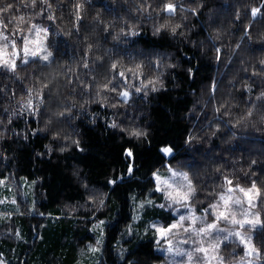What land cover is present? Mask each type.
Segmentation results:
<instances>
[{"label": "trees", "instance_id": "16d2710c", "mask_svg": "<svg viewBox=\"0 0 264 264\" xmlns=\"http://www.w3.org/2000/svg\"><path fill=\"white\" fill-rule=\"evenodd\" d=\"M48 3L51 8L40 0L35 7L30 0L0 4L12 5L7 13H0L5 32L23 34L33 24H41L49 31L54 53L48 61L18 60L19 78L0 66V180L25 179L32 185L28 203L16 213L0 215V255L7 264H75L87 246L94 245L90 230L99 221L105 224V241L97 264L160 260L162 255L144 228L154 217L167 218L169 223L171 213L145 206L131 238L125 225L132 221L139 200H148L155 187L152 172L166 163L188 173L196 188L191 202L198 209L223 191L225 176L233 183L255 180L262 192L255 208L264 217V122L260 120L264 106L257 100L264 77L252 75L259 71L258 60L264 54L259 46L250 54L243 35L249 24L247 32L254 40L264 35V14L255 18L250 14L252 6L264 8L262 0ZM75 3L81 4L79 21ZM164 3L174 4L175 11L162 12ZM14 17H23V23ZM176 24L181 27L173 34L171 27ZM160 25L165 27L156 32ZM132 27L135 36L126 34ZM216 48L221 49L219 60ZM113 61L125 69L142 63V75L126 73L129 87L109 71ZM155 77L163 82L162 88L135 91L141 81ZM106 79L119 80V88L130 93L128 99L115 92L97 96L96 84ZM40 81L51 82L46 90L50 99L40 104L33 95L35 107L21 108V97L27 96L29 87H40ZM66 109L70 112L64 118H53L46 126L52 111ZM249 109L253 115L237 124ZM113 122L119 127H110ZM134 129L146 136L130 135ZM189 134L194 139L185 143ZM72 140H79L80 147ZM169 143L175 145V159L159 151ZM126 148L133 150V158L124 154ZM130 164L135 167L132 179L127 175ZM116 177H123L125 183L119 179L116 185L108 183ZM150 196L154 203L162 202L159 193ZM259 231L254 235L257 246ZM227 244L221 252L226 262L243 257L239 242ZM121 249L127 259L120 258ZM260 259L264 264V256Z\"/></svg>", "mask_w": 264, "mask_h": 264}, {"label": "snow or ice", "instance_id": "6c2138e0", "mask_svg": "<svg viewBox=\"0 0 264 264\" xmlns=\"http://www.w3.org/2000/svg\"><path fill=\"white\" fill-rule=\"evenodd\" d=\"M30 3L33 7L37 6V0H30ZM41 4H47L49 8L52 7L48 0H40ZM264 3V0H262ZM175 5L172 3H164L161 7L162 12L173 13L175 11ZM199 7V5H198ZM9 10L12 8V5L9 4L6 6ZM75 10L76 19L79 21L81 4L75 3L73 5ZM189 11L195 12L196 8H191ZM4 12L3 8H0V13ZM250 14L252 18L257 17L258 15L264 14V8H258L252 6L250 8ZM237 18H239V12H237ZM17 20L18 24L23 23V17H14ZM49 20H53L54 16H48ZM3 24L0 22V27ZM165 25H160L155 29L156 32H160ZM180 24H176L171 27V32L176 34L177 29L180 28ZM249 25L245 26V31L243 35L247 37L248 51L250 54L255 53L256 47L259 46L260 51L264 54V35L257 37L255 40L253 37L248 34L247 28ZM35 32V39H30L29 36H22L23 47L22 51L24 54L23 60L25 64L27 63V58L29 56H39L40 60L48 61L54 53L48 50V47L45 46L44 40L46 39L48 29L40 28L37 25H32L29 31ZM107 30V27L106 29ZM120 32L123 33L124 29H120ZM127 35L135 36L137 33L135 28H130ZM116 37H114L115 39ZM7 38L0 32V40H6ZM6 45H0V66H3L7 69L8 72L16 75L19 78V72L17 68V63L15 57L18 55V46L15 41L12 42V51L8 58H5V49ZM91 46H89L90 48ZM239 47V45H237ZM217 56L216 59H220L221 49H215ZM100 57H97V60H100ZM259 65L261 66L259 71L253 70V76H261L264 77V58H260L258 60ZM85 68L88 67L87 62H83ZM142 63H135L134 66L128 67L127 69L123 68L122 65L119 64L118 61H113L109 65V71L113 73H117L120 80H122L125 84H128V80L126 77V73H132L134 76L142 75ZM188 72L191 73L192 69L189 68ZM58 75V73H57ZM40 87L33 88L29 87L27 89V96L21 97L20 106L21 108H34L33 104V95L37 98V101L40 104H44L46 101L50 99V96L46 94V90L50 89L51 82L50 81H40ZM119 80L106 79L103 83L96 84V95H102L103 92H115L119 97H123L125 100L128 99L130 93L127 90H121L119 88ZM264 83V81H262ZM131 87L130 84H128ZM148 86H151L152 91H157L158 87L162 88L163 82L159 79V77L149 78L146 81H141V87H136L135 91L137 93L141 92ZM215 87V85H213ZM245 88L250 89V86L245 84ZM146 94V93H145ZM42 97V99H41ZM257 100L260 101L261 106H264V90H262L258 96ZM115 107V105H113ZM223 107V105H221ZM215 111L219 112L220 108H216ZM66 112H70V109L66 110H55L51 112V116L45 121L46 126L52 123L53 118L59 120L60 118H64L66 116ZM253 115V110L249 109L244 117H241L240 120L237 121L239 124L241 121H246L248 117ZM260 120L264 122V115H261ZM110 127L116 128L119 125L116 122H113ZM40 131H44V129H40ZM216 132H213L212 135H216ZM130 135H133L137 138L146 136V133L141 130H133ZM59 137V132L54 133V138ZM65 140L69 139V137L65 136ZM194 137L189 134L187 139L184 141L185 143H191ZM72 144H74L77 148L80 147L79 140H72ZM49 147V146H45ZM82 150V149H81ZM49 151L51 149L49 148ZM59 151H65L64 147H60ZM160 153L171 156L172 159H175V145L169 143L168 146L161 147L159 149ZM124 154L127 157L133 158L134 152L131 148L124 149ZM252 164H256L257 161H251ZM168 171L172 172V176L175 177L180 175L184 183L179 185L175 183H170L167 179H162L157 171L152 172V176L156 181L157 189L161 190V185H163V191L165 198L174 203L179 204L181 207H185L188 209V213L186 215H179L178 219H174L173 222L168 223L166 225H161L158 223H151L148 227L152 230L153 239L156 240V247H160L161 244H165L166 248L164 251L168 254V256L172 257L170 261H167L166 264H226V257L221 255L222 249L228 246L227 242L230 238H235L232 242L235 243L236 240L239 241L244 248V257H256L257 259L264 256V217L261 216L260 213L253 212L249 214L247 209L243 208V204L245 201L248 203L250 207H255L254 200L261 197L262 192L261 188L258 187L257 182L254 180L251 182L250 187H243L239 183L233 185V182L225 176L224 183L221 187L224 189L223 192L217 193L214 199L217 202L209 203L208 208L211 209V217H204L196 215V211L192 210L191 204L189 201L193 197L196 192V188L193 184V181L189 178L188 173H177L171 168ZM127 175L129 179L135 178V167L134 165L127 166ZM119 179L121 183H125L123 177H116L110 179L108 181L109 184L116 185V181ZM4 183V181L0 180V184ZM119 187V185H117ZM242 194V195H238ZM92 198V197H90ZM94 199V198H92ZM2 202V201H0ZM16 201L13 200V203ZM99 203L101 205L104 204L103 200H100ZM151 200H145L141 203L140 207H144L145 205H151ZM161 208L165 207V205H160ZM237 208L240 211H237ZM208 209H204L207 211ZM221 223L225 226L221 227ZM104 225V221H100L94 227L101 228V233L103 232L102 226ZM246 225L251 229H256L259 227L260 231L257 233L259 237V246L256 243H253V236L249 234L246 230ZM243 230V231H242ZM125 232L131 235H135L132 232L131 227L129 225H125ZM159 239H156V238ZM186 237V238H181ZM101 240L98 239L96 241L97 247L88 246L89 250L92 252H96L99 250V244ZM192 245V247H184V245ZM130 255H132L130 253ZM179 257V259H176ZM244 257H241V261H243ZM120 258L127 259L124 255V250H120ZM128 264H138L136 260H128ZM248 264H252V261L249 260Z\"/></svg>", "mask_w": 264, "mask_h": 264}, {"label": "rangeland", "instance_id": "374dc122", "mask_svg": "<svg viewBox=\"0 0 264 264\" xmlns=\"http://www.w3.org/2000/svg\"><path fill=\"white\" fill-rule=\"evenodd\" d=\"M37 25L40 28H44L47 29L46 27H44L41 24H34ZM31 28V27H30ZM29 28V29H30ZM29 29L27 31H25L23 34H19V33H12L8 34L7 32H5L2 27H0V32L3 33V35L7 38L6 40H0V45H6L4 52H5V58H8L10 56V53L12 51V42L15 41L17 43L18 46V55L15 57L16 62L18 60L24 61L23 57V51H22V47H23V41H22V36H29L30 39H35V32L33 31H29ZM49 31L47 32V36L46 39L44 40V44L46 47H48L49 51H52V48L49 46ZM37 58H39V56H36ZM33 58V56H29L27 59ZM171 168L172 170H174L177 173H187L184 169L179 168L177 166H173L170 163H166V165L163 168H160L159 170H157L158 174L160 175V177L162 179H167L169 180L170 183H175L177 185L184 183V181L182 180V177L180 175H177L175 177L172 176V172L168 171V169ZM153 177V176H152ZM154 179V178H153ZM4 181V183L0 184V215L1 216H5L8 214H13L16 213V211H19L18 209L21 208L24 204L28 203V196H30V193L32 191V185L31 183H29L27 180L25 179H17V180H2ZM155 182V187L150 190L148 196L146 197L148 200L152 201V204L149 205L152 209L156 207H160V205H164L165 201H168L165 196H164V191H163V185H161V190H156L157 189V184L156 181L154 179ZM237 183H233V185H235ZM241 186L243 187H250V184H241L239 183ZM224 191V189H223ZM221 191V192H223ZM152 193H159L162 196V202H155V197H151L150 194ZM238 195H242L237 193ZM144 199H140V204L139 207H134L133 209V214H132V221L128 224L131 227L132 232L134 233V228L135 226H137V224L141 221L142 219V213L144 210V207H140L141 203L144 202ZM13 200H15L16 202L13 203ZM217 202L216 199H214L213 201L209 202V203H215ZM257 199L254 200V204H256ZM189 203L191 204L192 210L196 211L198 208L191 202V200L189 201ZM209 203L206 205V207L199 209V211H196V215L198 216H204V217H211V209L208 208ZM31 204V203H30ZM243 208L247 209L249 211V214L256 212L259 213L258 210L255 207H250L248 205V203L245 201V203L243 204ZM163 209L169 211L172 215V218L169 219V223L173 222L174 219H178L179 215H186L188 213V209L185 207H181L179 204H174L170 201H168L167 205H165V207H163ZM204 209H208L207 211H204ZM32 206L28 208V211L31 213L32 212ZM237 211H240L239 208H237ZM167 218H162V217H154L152 218L151 221L147 222L146 227L144 228V233L145 235L151 236L153 237L152 234V230L148 227L151 223H158L161 225H166L168 223H166ZM100 222V221H99ZM99 222H95L93 224V228L91 227V233L94 234L95 237V243L94 245H91L92 247H97L96 241L98 239L101 240V243L99 244V250L96 252H92L89 250L88 246L86 248V252L83 253L81 259L79 261H77L75 264H97L99 262V258L102 255V246L103 243L105 241V224L102 226L103 228V232L101 233V228L99 227H94L95 225H97ZM221 227H224L225 225L223 223H221L220 225ZM259 227H257L256 229H258ZM256 229H251L246 225V230L249 232V234H251L253 236V243H254V235H255V231ZM243 231V230H242ZM133 235L128 234L127 233V237H132ZM181 238H186V237H181ZM156 239H159L158 237ZM155 241L154 244V249L156 250V252H158L159 254L162 255V258L156 262H153L152 264H166L167 261H170L172 259V257L168 256V254L164 251V249L166 248L165 244H161L160 247H156V240L153 239ZM235 240V238H230L229 241H233ZM237 242H239L238 240H236ZM243 246V245H242ZM184 247H192V245H184ZM244 250V248H243ZM244 257V255H243ZM176 259H179V257H176ZM251 260L252 264H262L261 259H257L256 257H244L243 261H241V257L231 260V261H227L226 264H248V261ZM0 264H7L5 258L3 257V255H0Z\"/></svg>", "mask_w": 264, "mask_h": 264}, {"label": "clouds", "instance_id": "9594fccd", "mask_svg": "<svg viewBox=\"0 0 264 264\" xmlns=\"http://www.w3.org/2000/svg\"><path fill=\"white\" fill-rule=\"evenodd\" d=\"M2 3H3V0H0V4H2ZM0 8H3L5 13L8 12V9L6 7H0Z\"/></svg>", "mask_w": 264, "mask_h": 264}]
</instances>
